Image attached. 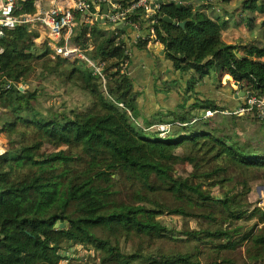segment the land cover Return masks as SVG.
I'll return each instance as SVG.
<instances>
[{"label": "trees", "instance_id": "1", "mask_svg": "<svg viewBox=\"0 0 264 264\" xmlns=\"http://www.w3.org/2000/svg\"><path fill=\"white\" fill-rule=\"evenodd\" d=\"M34 1L19 0L15 13H35ZM241 3L240 18L247 10L254 14L246 25L257 32L251 41L226 31V16L235 14L236 6H225L216 16L193 3L171 1L160 4L153 17L141 18L142 9L129 17L146 32L153 28L162 45V65L151 70L153 91L166 95L176 87L183 96L176 109L147 117L139 116L140 92L129 66L135 48L146 49L149 40L129 42L130 26L118 28L117 35H124L118 44L109 27L98 22L79 24L70 37L85 55L103 63L104 83L81 60L54 56L47 42L38 46L37 33L31 36L26 26L5 30L0 112L8 119L1 124L7 151L0 154V264H238L228 251L248 241L247 263H264V211L257 230L244 232L241 223L258 215L246 198L249 183L264 180V153L250 140L238 143L235 128L249 118L218 112L203 117L207 109L232 110L244 97L235 105L198 98L205 82L226 91L225 75L245 92L264 94V0ZM51 76L75 86L90 102L44 114L33 104L41 89L19 85ZM196 117L193 126L175 124ZM166 122L179 130L164 138L156 128L145 130ZM178 165L190 170L180 175ZM165 214L176 223H162ZM122 244L131 250L123 252ZM78 245L92 253L71 257L70 249Z\"/></svg>", "mask_w": 264, "mask_h": 264}, {"label": "built area", "instance_id": "2", "mask_svg": "<svg viewBox=\"0 0 264 264\" xmlns=\"http://www.w3.org/2000/svg\"><path fill=\"white\" fill-rule=\"evenodd\" d=\"M19 0H0V38L3 37L5 30H11L18 25H24L30 35L33 34L32 24L38 22L44 27L49 36L47 46L50 48L54 56H59L68 60L79 59L86 63L93 72L99 75L102 82H105V77L102 72L103 63H98L84 54L74 41L71 40V35L79 24L92 25L95 22L106 24L111 32L116 35V44L124 35L118 34V28L130 26L133 34L129 42L136 44L140 40H149L148 43L159 44L156 38V33L153 28L148 32L141 28L138 21L131 20L129 17L142 9L144 13L141 18L153 17L160 4L155 3L156 0H51L52 5L43 11L33 14H16ZM24 1V0H22ZM127 2L126 5L123 2ZM110 4L107 14H102L104 4ZM164 4V3H163ZM152 5L154 6L152 8ZM77 16V17H76ZM103 19V22L98 20ZM152 20L151 23H155ZM3 49L0 47V52ZM130 47H125L126 56H130ZM128 65V59L121 65V69ZM223 115H237L249 119H257L264 122V94L257 95L250 92L249 96H244L243 104L232 110H205L203 117L212 116L214 113ZM199 117L192 119L189 122L179 123L177 125L192 126L196 124ZM138 126H140L137 123ZM171 123H159L154 126L158 130L159 137L169 136ZM151 128V127H150ZM146 128L145 130H148ZM165 132V135H163ZM161 135V136H160ZM3 143L0 144V154L6 152L3 149Z\"/></svg>", "mask_w": 264, "mask_h": 264}, {"label": "rangeland", "instance_id": "3", "mask_svg": "<svg viewBox=\"0 0 264 264\" xmlns=\"http://www.w3.org/2000/svg\"><path fill=\"white\" fill-rule=\"evenodd\" d=\"M241 2L243 0H186V2L180 3L182 5H189L192 3L197 5V7L206 12L209 15H223V7L225 6H230L227 7L228 9H232L235 6L237 7L236 13L235 14H227L226 20L228 22V31L231 33V35L237 39L241 40V36L244 35L245 39L248 41H251L255 39L257 32L255 29L249 31L246 29V25L249 22L250 18L254 17V14L251 13V11L247 10L244 12L243 18H240V15L238 13L241 12L240 7L242 6ZM196 7V6H195ZM225 15V14H224ZM224 18L219 19V22H222ZM241 20V21H240ZM260 20V18H259ZM258 20V21H259ZM242 23H240V22ZM109 30V29H108ZM109 33H111L109 31ZM242 34V35H241ZM222 37L226 42H228L230 39L228 35L222 34ZM157 48H160L159 50L156 48L155 51L156 56H151L150 53H144L140 52L139 56L142 59V62L146 61L147 58H154L156 62H160L162 60V45H158ZM145 50V49H142ZM143 65V64H142ZM228 76L225 75L222 79V83H225L224 78ZM21 89H28V90H34V89H41V95L38 96L37 100L33 102L35 107L42 111L44 114H47L51 111H57V110H69L74 107H79L83 108L86 106L91 98L81 92L79 89H77L73 85H63L59 82L57 77L51 76L45 80H42L40 77H31L27 79L25 82L21 83L20 85ZM174 86V85H173ZM230 88L233 90H236L237 87L235 85L230 86ZM229 89V86H228ZM237 94V93H235ZM234 94V95H235ZM1 116V112H0ZM164 119L166 120V116H163ZM2 122L6 121L8 117L6 115H3L0 117ZM250 122L244 121V120H239V123L235 130L236 133L240 136V140L238 143H242L243 141L250 140L252 145L255 148H258L260 152L264 153V126L260 122H254L251 121L252 119H248ZM133 122L136 124L135 120ZM190 126V125H188ZM193 126V125H192ZM148 130L150 131H156L155 128H149ZM147 130V131H148ZM175 130H179L178 127H171L169 131V134L174 132ZM3 126H0V144L5 142V138L3 137ZM165 135V132L164 134ZM161 136V135H160ZM171 136V135H169ZM257 142V143H256ZM4 147L3 149L7 150V148ZM178 153H181V150H178ZM190 170L189 165H178L176 167V172L180 175H186L187 172ZM250 186V193L248 194L246 201L252 203V205L258 209V215L254 216L252 219L249 221H242L243 225V231L244 232H249L257 230L260 226L263 225V223H260L259 217L261 212L264 211V180H256L252 181L249 183ZM219 191L217 188L214 189L213 193H218ZM162 223L166 225V223H170V221L175 224L176 220H171L168 217H166V214L163 215L160 219ZM192 226L195 225V223H191ZM249 241L244 244L243 247H239L238 249L234 251H228V255L234 261L238 264H248L246 259H245V248L248 245ZM89 248V249H88ZM122 250L123 252H129L131 249L129 246L122 244ZM87 252L92 253V250L90 247L84 248L80 245L74 246L70 249L69 255L71 257L79 258L84 256ZM264 264V263H262Z\"/></svg>", "mask_w": 264, "mask_h": 264}, {"label": "crops", "instance_id": "4", "mask_svg": "<svg viewBox=\"0 0 264 264\" xmlns=\"http://www.w3.org/2000/svg\"><path fill=\"white\" fill-rule=\"evenodd\" d=\"M34 5L36 7L35 13H38L40 11L48 9L52 5V1L51 0H35ZM31 28L33 29V34L37 33L38 35L37 38H34V41L36 42L38 46H41L44 42H49L48 32L44 27L41 26V24H39L38 22H34ZM75 29H76L75 32H77L78 29L77 28ZM158 45L160 44L149 43L145 50H139L135 48L134 51H136V53H135V56L133 57V60H131V65L129 66L130 71H131V76L133 77L135 81L134 83L135 89L140 92V95L136 96V105H137V108L140 114L138 115L143 116V117H147L149 116V114H153L155 111L160 110V109L164 110V112H166L167 114L168 111H172L176 109L177 105L181 102L183 98L181 94L179 96L178 88L176 87H171L172 90H166V95L155 93L153 91V79L154 78L152 77L151 70L154 67H156V64H157V67H160L162 63L156 62L155 60H152L150 58H147L146 61L142 62V59L139 56V53L140 52L150 53V51L153 52L155 51V49L153 48H156L159 50L160 48H157ZM155 53L157 52L155 51ZM155 53L153 52L150 54L151 56L154 57L156 56ZM70 61H74V60H70ZM166 67H170V64L168 62H166ZM227 77H229L231 80V83L228 85L232 86L233 85L232 78L230 76H227ZM205 83L206 84L198 87V90L202 93L201 95H203V96L201 95L198 96V98L200 99L206 98L210 100H219V101L221 100L222 103L225 102L229 105H235L236 99L238 97L236 98L234 94L240 92L239 87H237L235 92L227 88L226 91L220 93V92L215 91V88L213 85H211L212 83L210 81L205 82ZM170 84L171 86H173L172 83ZM241 90H243V88ZM203 111L204 109H200L198 110L197 113L202 114ZM0 117H2V115ZM170 119H171L170 116L166 115V121H169ZM1 124H2V120L0 119V126Z\"/></svg>", "mask_w": 264, "mask_h": 264}, {"label": "water", "instance_id": "5", "mask_svg": "<svg viewBox=\"0 0 264 264\" xmlns=\"http://www.w3.org/2000/svg\"><path fill=\"white\" fill-rule=\"evenodd\" d=\"M165 1H166V0H156L155 3H157V4H163V3H165ZM172 1H176V2H179V3L186 2V0H172ZM109 7H110V4H108V3H107V4H104V5H103V8H102V14H107V12H108V10H109ZM153 7H154V6L152 5V8H153ZM162 19H163V21H165L166 23H171V24H173V25H179V26L184 27V22H175V21H172V19H171L170 17H168V16H162ZM98 21H99V22H103V19H100V20H98ZM224 80H225V83H229V84L231 83L230 78L227 77V76L224 78ZM232 83H233V85H235L236 87H239V88H240V92L234 95L236 98H237V97H244L245 95H246V96H249V95H250V92H245V91L241 90V89H242V86L239 85V83H238L237 81H233ZM63 226H64L63 223H56V224H55V227L63 228Z\"/></svg>", "mask_w": 264, "mask_h": 264}, {"label": "flooded vegetation", "instance_id": "6", "mask_svg": "<svg viewBox=\"0 0 264 264\" xmlns=\"http://www.w3.org/2000/svg\"><path fill=\"white\" fill-rule=\"evenodd\" d=\"M172 0H166L164 4H166L167 2H171Z\"/></svg>", "mask_w": 264, "mask_h": 264}, {"label": "clouds", "instance_id": "7", "mask_svg": "<svg viewBox=\"0 0 264 264\" xmlns=\"http://www.w3.org/2000/svg\"><path fill=\"white\" fill-rule=\"evenodd\" d=\"M179 3V2H178ZM246 96V95H245ZM159 137V136H158Z\"/></svg>", "mask_w": 264, "mask_h": 264}]
</instances>
